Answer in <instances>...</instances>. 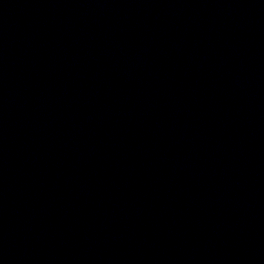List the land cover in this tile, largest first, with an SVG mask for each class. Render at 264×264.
Wrapping results in <instances>:
<instances>
[{"label":"water","instance_id":"water-1","mask_svg":"<svg viewBox=\"0 0 264 264\" xmlns=\"http://www.w3.org/2000/svg\"><path fill=\"white\" fill-rule=\"evenodd\" d=\"M0 264H264V0H0Z\"/></svg>","mask_w":264,"mask_h":264}]
</instances>
